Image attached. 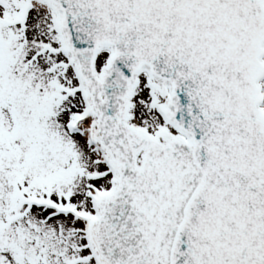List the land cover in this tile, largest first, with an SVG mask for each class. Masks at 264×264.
Masks as SVG:
<instances>
[{"label":"snow or ice","instance_id":"obj_1","mask_svg":"<svg viewBox=\"0 0 264 264\" xmlns=\"http://www.w3.org/2000/svg\"><path fill=\"white\" fill-rule=\"evenodd\" d=\"M0 264H264V0H0Z\"/></svg>","mask_w":264,"mask_h":264}]
</instances>
